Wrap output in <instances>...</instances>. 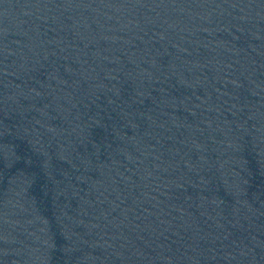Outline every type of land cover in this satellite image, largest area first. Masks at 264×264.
<instances>
[{
    "label": "water",
    "instance_id": "obj_1",
    "mask_svg": "<svg viewBox=\"0 0 264 264\" xmlns=\"http://www.w3.org/2000/svg\"><path fill=\"white\" fill-rule=\"evenodd\" d=\"M0 264H264V0H0Z\"/></svg>",
    "mask_w": 264,
    "mask_h": 264
}]
</instances>
